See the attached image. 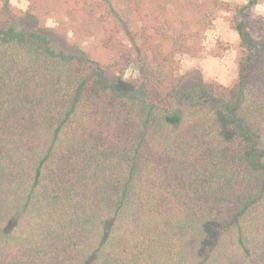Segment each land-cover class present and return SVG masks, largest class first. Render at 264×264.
Here are the masks:
<instances>
[{"label":"trees","instance_id":"1","mask_svg":"<svg viewBox=\"0 0 264 264\" xmlns=\"http://www.w3.org/2000/svg\"><path fill=\"white\" fill-rule=\"evenodd\" d=\"M11 1L0 264H264L261 0ZM219 12L240 39L236 83L186 89L179 57H200ZM57 29L100 54L57 48Z\"/></svg>","mask_w":264,"mask_h":264},{"label":"rangeland","instance_id":"2","mask_svg":"<svg viewBox=\"0 0 264 264\" xmlns=\"http://www.w3.org/2000/svg\"><path fill=\"white\" fill-rule=\"evenodd\" d=\"M226 2L243 5L247 0H223ZM11 6L17 11H26L28 2L26 0H12ZM264 16V0L250 11V17ZM232 14L219 12L213 26L206 32L203 41V52L200 57L190 56L179 57V70L177 77L183 81L186 89L202 86L210 88L213 83H217L225 88H232L237 80L239 61L241 57L240 39L237 32L231 26ZM49 28L56 27L55 20L50 19ZM57 31L61 34L59 29ZM57 35V34H56ZM65 34L62 33L61 36ZM59 36V34H58ZM60 37V36H59ZM65 37V36H64ZM59 40V49L69 54L78 53L79 49L84 51L96 49L93 41L84 42L72 34ZM64 41V42H63ZM109 61L111 58L106 57ZM138 76V68L131 66L128 71L116 77H122L127 81ZM110 80L111 78H107Z\"/></svg>","mask_w":264,"mask_h":264}]
</instances>
